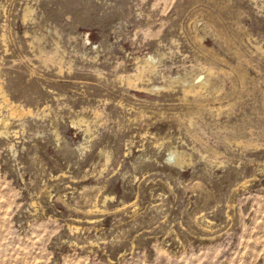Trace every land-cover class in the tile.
<instances>
[{"label":"rangeland","instance_id":"374dc122","mask_svg":"<svg viewBox=\"0 0 264 264\" xmlns=\"http://www.w3.org/2000/svg\"><path fill=\"white\" fill-rule=\"evenodd\" d=\"M0 86V264H264V0H0Z\"/></svg>","mask_w":264,"mask_h":264},{"label":"bare ground","instance_id":"6f19581e","mask_svg":"<svg viewBox=\"0 0 264 264\" xmlns=\"http://www.w3.org/2000/svg\"><path fill=\"white\" fill-rule=\"evenodd\" d=\"M28 13V12H27ZM57 49V48H56ZM39 53L41 54L42 56V61L44 64H48L50 63L51 65H59L61 63V57L59 55L56 54V52H50V51H45L43 49H39ZM159 56L158 57H154L152 55H148V56H145L141 59L140 61V65L136 67V73L128 76V81L132 82V83H136V82H140L142 80V77H144L145 75L147 74H150L152 73L155 69H156V65L159 63ZM224 60V59H223ZM139 62V61H138ZM158 69V68H157ZM216 72V71H214ZM213 72V73H214ZM222 72V71H221ZM151 80V79H150ZM196 80V79H195ZM182 84L183 86L184 85H188V83L185 81V80H182ZM195 84V83H194ZM199 84H204V82H201L199 81ZM1 87V86H0ZM136 89L134 91L136 92H142V91H139L137 90V87L138 88H144L146 89V85L144 86L143 84H138L137 86H135ZM153 88H157L158 87H153ZM131 89V88H130ZM183 89V88H182ZM187 89L188 91H190L191 89V86L188 85L187 86ZM4 102H7V99H4ZM7 106L9 107V110H10V115L11 116H21L23 114V111L24 110H20V111H17V109L11 105V104H7ZM221 108V107H220ZM27 110V109H26ZM27 113H31V111H27ZM96 115V114H95ZM24 116V115H23ZM34 116V114H33ZM15 117V118H16ZM21 119V118H20ZM213 150V149H212ZM173 157V156H172ZM182 159V158H181ZM171 161V160H170ZM90 213V212H89Z\"/></svg>","mask_w":264,"mask_h":264}]
</instances>
